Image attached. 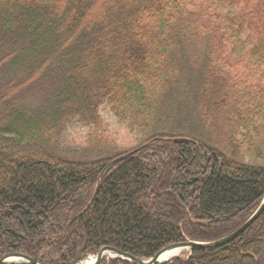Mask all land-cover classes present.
Here are the masks:
<instances>
[{"label":"trees","instance_id":"1","mask_svg":"<svg viewBox=\"0 0 264 264\" xmlns=\"http://www.w3.org/2000/svg\"><path fill=\"white\" fill-rule=\"evenodd\" d=\"M263 196L264 0H0V259H150L230 235ZM171 264H264V211Z\"/></svg>","mask_w":264,"mask_h":264},{"label":"water","instance_id":"2","mask_svg":"<svg viewBox=\"0 0 264 264\" xmlns=\"http://www.w3.org/2000/svg\"><path fill=\"white\" fill-rule=\"evenodd\" d=\"M127 157L128 155L115 159L106 167L105 170H107L111 166L116 165L117 163L126 159ZM263 211H264V197L259 207L257 208V210L240 228H238L236 231H234L230 235L218 241L212 242V243L202 244V243L184 242V243L173 244L161 250L153 258L148 259V260L134 258L128 254H124L122 251L114 250L109 247H103L96 253L95 259L93 263L91 264H100L102 260L108 257L126 260L133 264H169L172 260L176 259L177 257L164 258L163 255L168 251H172V250L180 249V248L181 249H191V248H208V249L211 248L212 249V248H219V247H223L227 245L228 243L237 239L241 234H243L260 217ZM83 213L84 212H82L76 218L81 216ZM88 258L89 256L87 254H84L78 259H76L72 264H86V260ZM0 264H37V262L26 256L13 253V254L6 255L2 259H0Z\"/></svg>","mask_w":264,"mask_h":264},{"label":"rangeland","instance_id":"3","mask_svg":"<svg viewBox=\"0 0 264 264\" xmlns=\"http://www.w3.org/2000/svg\"><path fill=\"white\" fill-rule=\"evenodd\" d=\"M106 126V131L117 143L121 146H129L133 143L134 135L122 126H119L108 107H103L100 111ZM87 130L84 126L78 123L71 124L65 131L62 137V147L69 150L79 149L86 141ZM249 158L244 156V161L247 162ZM189 253L188 251L186 252ZM186 256H182L185 259Z\"/></svg>","mask_w":264,"mask_h":264},{"label":"bare ground","instance_id":"4","mask_svg":"<svg viewBox=\"0 0 264 264\" xmlns=\"http://www.w3.org/2000/svg\"><path fill=\"white\" fill-rule=\"evenodd\" d=\"M88 207H86V209H87ZM85 209V210H86ZM85 210L83 211V212H85ZM187 250L186 249H175V250H172V251H168V252H166L164 255H163V257L164 258H169V257H176V256H180L183 252H186ZM93 262V258H90V260H88V264L90 263V262ZM65 264V263H64Z\"/></svg>","mask_w":264,"mask_h":264}]
</instances>
